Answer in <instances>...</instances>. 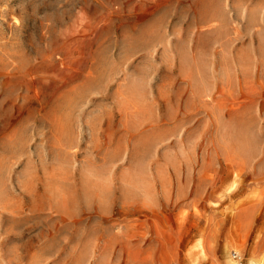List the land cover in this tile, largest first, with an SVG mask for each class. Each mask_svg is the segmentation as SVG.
Here are the masks:
<instances>
[{
  "label": "rangeland",
  "instance_id": "rangeland-1",
  "mask_svg": "<svg viewBox=\"0 0 264 264\" xmlns=\"http://www.w3.org/2000/svg\"><path fill=\"white\" fill-rule=\"evenodd\" d=\"M251 261L264 0H0V264Z\"/></svg>",
  "mask_w": 264,
  "mask_h": 264
},
{
  "label": "bare ground",
  "instance_id": "bare-ground-1",
  "mask_svg": "<svg viewBox=\"0 0 264 264\" xmlns=\"http://www.w3.org/2000/svg\"><path fill=\"white\" fill-rule=\"evenodd\" d=\"M239 258V257H238ZM254 262L253 261H251V264H253ZM256 263V262H255Z\"/></svg>",
  "mask_w": 264,
  "mask_h": 264
}]
</instances>
